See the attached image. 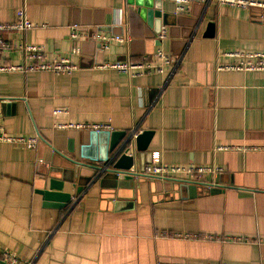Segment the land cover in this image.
Returning a JSON list of instances; mask_svg holds the SVG:
<instances>
[{"label":"crops","instance_id":"crops-1","mask_svg":"<svg viewBox=\"0 0 264 264\" xmlns=\"http://www.w3.org/2000/svg\"><path fill=\"white\" fill-rule=\"evenodd\" d=\"M24 4L33 26L24 34L0 35L41 45L49 59L69 56L74 46L80 52L70 56L78 66L70 74L0 71V128L7 135L39 139L35 149L0 141V259L7 264H264V70H217L238 61L229 53L264 52V9L210 0L191 1L178 11L173 2L161 0L160 31L151 36L153 28L130 14L138 7L127 0H0V24L14 22ZM72 23L89 34L127 41L102 49L91 38L72 40ZM158 48L175 62L161 73L129 76L97 67L154 61ZM23 62L19 51L0 53V65ZM85 123H109L111 131L132 133L134 146L136 135L149 132L144 170L155 153L168 167H213L219 170L192 183L219 191L190 197L181 184L191 181H181L179 174L149 177L136 162L131 170L141 173L138 177L65 181L66 204L46 206L41 191L51 167H69L67 157L104 164L100 132L57 127ZM171 231L205 238L165 234Z\"/></svg>","mask_w":264,"mask_h":264},{"label":"built area","instance_id":"built-area-1","mask_svg":"<svg viewBox=\"0 0 264 264\" xmlns=\"http://www.w3.org/2000/svg\"><path fill=\"white\" fill-rule=\"evenodd\" d=\"M174 3L175 9L182 11L185 9L186 5L191 1L198 2H208L210 0H168ZM219 5H224L233 8H263L264 1L258 0H215ZM33 26V23L27 17V12L25 4L22 5L15 12V20L9 24H0V32L4 31H19L22 34L25 33L27 29ZM69 37L72 40H77L81 38H91L99 43L102 49H107L111 42H125L127 37L120 35H109L103 33H92L89 34L87 30L77 23H72L69 27ZM16 52L19 51L23 56V64L21 65H0V71H49L53 74H70L78 66L71 61L70 56L77 55L80 52L78 46H74L70 52L69 56H56L49 59L43 46L32 45L25 42L24 39L11 40L0 35V53L2 52ZM230 56H234L238 59L236 63L233 64H221L217 66V70L221 69H231V70H264V52H233L229 53ZM149 60L142 59L141 61H113V62H103L97 65L98 68H111L118 70L120 72L126 73L129 76L138 75L139 73H150L152 71H157L159 73L163 72L166 66L174 65L175 62L165 54L160 48H158L153 57ZM56 113L64 112L61 110H56ZM58 128H79V129H90L97 132L101 131H111L112 127L109 123H85V124H58ZM0 141L3 142H16L24 144L28 149H35L39 139L36 136H11L7 135L4 130L0 128ZM219 170L213 167L205 166H178V167H168L161 164L159 155L155 153L151 158V163L145 167L144 173L149 177L158 178L161 180L173 179L175 175L179 174L181 181L186 180L187 182H197L198 177L202 176L205 172H214ZM195 180V181H194ZM165 234L172 237H181L184 239H198L203 237L197 232H180L171 231ZM205 238V237H203ZM234 240L245 241L248 240L246 237H235ZM3 256L8 258L10 261H16L12 255L3 251ZM222 264H237L223 262Z\"/></svg>","mask_w":264,"mask_h":264},{"label":"water","instance_id":"water-1","mask_svg":"<svg viewBox=\"0 0 264 264\" xmlns=\"http://www.w3.org/2000/svg\"><path fill=\"white\" fill-rule=\"evenodd\" d=\"M127 3L138 7L135 11H130V14L132 16H135V14L138 15L140 19L146 21L149 27L153 28L151 36L160 31L159 15L161 16L162 14L159 13V10L161 9V0H127ZM162 17H164V15ZM97 135H101L105 138L106 154L103 159L99 160L100 162H104L103 166L91 165L67 157L65 160L69 167L63 164H59L60 168L57 166L51 167L48 174L49 180L47 182V188L41 191L45 198L46 202L44 204L46 206L62 207L66 204L70 198V194L62 192L63 183L65 181L76 183L75 178H77L78 182L82 179L84 182L86 181V183H88L96 178H103L104 175H106L108 179L112 177L110 179L114 181L125 178L132 179L133 176L138 177L141 175V173H136L131 170L136 167V162H138V170L140 172L144 171L143 155L147 152L146 148L150 135L149 132L145 131L144 133L136 135L135 146L132 144V133L127 135L125 131L115 130L111 132L102 131L97 133ZM84 171L86 175H82ZM87 173L89 174L87 175ZM54 175L57 177H53ZM181 185V187L186 188L190 197L219 191L218 187L204 185L203 183L190 182ZM0 264L7 263L0 259Z\"/></svg>","mask_w":264,"mask_h":264}]
</instances>
